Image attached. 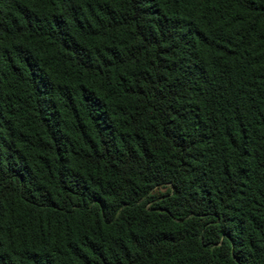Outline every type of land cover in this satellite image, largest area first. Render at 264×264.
Segmentation results:
<instances>
[{
	"label": "trees",
	"instance_id": "trees-1",
	"mask_svg": "<svg viewBox=\"0 0 264 264\" xmlns=\"http://www.w3.org/2000/svg\"><path fill=\"white\" fill-rule=\"evenodd\" d=\"M0 264H264V0H0Z\"/></svg>",
	"mask_w": 264,
	"mask_h": 264
}]
</instances>
